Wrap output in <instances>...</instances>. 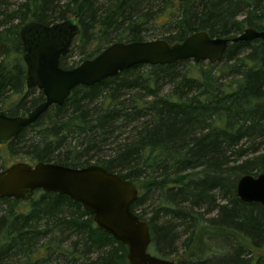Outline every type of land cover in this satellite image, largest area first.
Here are the masks:
<instances>
[{
	"label": "trees",
	"instance_id": "1",
	"mask_svg": "<svg viewBox=\"0 0 264 264\" xmlns=\"http://www.w3.org/2000/svg\"><path fill=\"white\" fill-rule=\"evenodd\" d=\"M0 15V111L10 117L44 101L26 87L19 33L29 22L77 23L59 62L64 70L113 43L147 41L158 16L166 17L158 26L170 45L201 31L228 39L264 31V0H23ZM123 92L135 95L120 100ZM0 160H11L0 172L15 163L98 165L133 183L130 211L147 223L155 257L264 264L249 250L264 245V208L236 194L242 176L264 174V43H230L214 65H142L77 86L62 106L0 144ZM0 207V264H129L127 248L65 195L36 191L26 201L0 199Z\"/></svg>",
	"mask_w": 264,
	"mask_h": 264
},
{
	"label": "water",
	"instance_id": "2",
	"mask_svg": "<svg viewBox=\"0 0 264 264\" xmlns=\"http://www.w3.org/2000/svg\"><path fill=\"white\" fill-rule=\"evenodd\" d=\"M78 35L79 27L72 19L51 25L29 22L20 29L26 87L40 90L44 101L25 116L10 117L0 111V144L34 124L51 107L62 106L77 86L90 87L142 65H174L189 60L214 65L222 61L230 43H264V31L253 28H246L233 39L211 38L201 31L172 45L161 39L117 42L94 58L64 70L59 66L60 59L68 55ZM36 191L65 195L79 203L101 231L127 248L129 264H175L148 253V225L130 211L138 197L137 188L118 174L98 165L75 169L53 163H15L0 172V199L26 201ZM236 194L242 202L258 203L264 208V174L242 176Z\"/></svg>",
	"mask_w": 264,
	"mask_h": 264
},
{
	"label": "rangeland",
	"instance_id": "3",
	"mask_svg": "<svg viewBox=\"0 0 264 264\" xmlns=\"http://www.w3.org/2000/svg\"><path fill=\"white\" fill-rule=\"evenodd\" d=\"M22 1L23 0H0V9H1L0 13H2V12H6L7 13V12L14 11L17 8V6ZM165 18L166 17H164V16H158L156 18V20H155L156 24H154L155 23L154 22V23L148 25V30L146 32L147 34H146V37H145L147 41L158 40V39H163L164 38V33L162 32V30L160 29L158 24H162L164 22ZM0 19H1V15H0ZM73 61H77L78 62L79 61V57L78 56L73 57L71 59V61H70V64ZM191 62H193V61H191ZM204 63H207V62H204ZM169 88L170 87H166V89L164 91H168ZM132 95H135V93L129 94V92H123L121 94L120 100H124L125 101ZM99 103H100V101H97V102H95V104H93V106L91 105V107H96V109H97V107L99 106ZM34 135H35V133L32 132L29 135V137L34 136ZM10 162H11V160L7 161L6 163H5V160H0V168H1V166L4 163H5L4 165H6V164H10ZM0 209H2V208L0 207ZM146 209H147V212H148L147 217H149L151 215V212H152V207L150 205H148V207H146ZM178 246H180V242H179ZM249 250L251 251V254H252L251 256L253 258L262 257L264 259V245L260 249H249ZM181 252H182V250H179V253H181ZM168 260L176 262L178 260V257L172 256Z\"/></svg>",
	"mask_w": 264,
	"mask_h": 264
}]
</instances>
